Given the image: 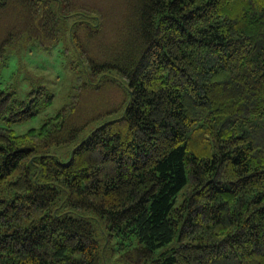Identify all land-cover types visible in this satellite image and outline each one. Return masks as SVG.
<instances>
[{"label": "trees", "instance_id": "1", "mask_svg": "<svg viewBox=\"0 0 264 264\" xmlns=\"http://www.w3.org/2000/svg\"><path fill=\"white\" fill-rule=\"evenodd\" d=\"M127 7L109 45L73 26L99 81L39 126L13 128L51 104L44 85L0 90V264H264V0ZM79 10L0 0V62L54 46ZM108 80L104 113L79 118L74 98Z\"/></svg>", "mask_w": 264, "mask_h": 264}, {"label": "rangeland", "instance_id": "2", "mask_svg": "<svg viewBox=\"0 0 264 264\" xmlns=\"http://www.w3.org/2000/svg\"><path fill=\"white\" fill-rule=\"evenodd\" d=\"M33 1L35 2V0H32V3ZM130 1L68 0V4L77 5L81 9L79 11H86L88 18L85 17L84 20L87 21L88 19V22L75 21V18H71L67 21L70 32H66L62 40L54 46H38L31 41L29 43L31 45L28 47L7 52L5 59L0 62V90L13 91L15 99H23L31 89L44 85L53 95L51 104L46 107L40 105L39 112L35 117L13 125L16 133H22L31 127L39 126L44 119L53 115L70 101V97L76 94L78 86L87 82L95 83L99 81L97 80L98 76L91 79L84 74L86 63L82 60L77 48H75V44L80 46V43L77 41V38H79L78 33L75 37L74 35L73 37L71 36L73 29H75L73 26L80 24L81 27L85 28V31L95 30L94 39L99 38V42L109 45L115 39L120 26H122L123 16ZM56 13L59 17V11H56ZM67 17L65 16V18ZM50 18L52 16L47 14V24L52 22ZM93 19H98V22H93ZM92 44V53L96 54V51L99 50L98 48L96 49V41H93ZM106 77L108 76L104 78ZM110 83L111 81L108 80L105 87L101 83L96 86L92 84L89 89H85L86 91L84 89L80 91L81 95L79 94L78 98H74L75 106L78 105L79 113L77 115L79 118H89L88 114L104 113L106 95L108 93L105 90L111 87ZM111 84L114 85L113 83ZM95 87H101V90H104L101 92L100 88L96 90ZM116 88L117 93L120 94L119 87L117 86ZM115 96L116 101L118 96ZM110 117L107 116L102 120L99 119L89 123L74 141L60 146H52L50 153L55 154L63 161L67 160L80 139L100 122Z\"/></svg>", "mask_w": 264, "mask_h": 264}]
</instances>
